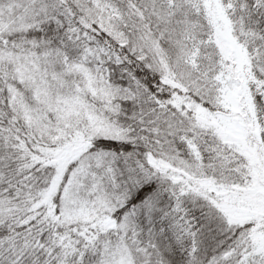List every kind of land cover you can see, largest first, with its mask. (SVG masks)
Here are the masks:
<instances>
[{"label": "snow or ice", "instance_id": "1", "mask_svg": "<svg viewBox=\"0 0 264 264\" xmlns=\"http://www.w3.org/2000/svg\"><path fill=\"white\" fill-rule=\"evenodd\" d=\"M0 264H264V0H0Z\"/></svg>", "mask_w": 264, "mask_h": 264}]
</instances>
